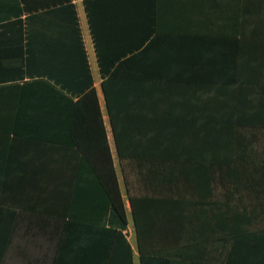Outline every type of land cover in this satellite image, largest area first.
Returning <instances> with one entry per match:
<instances>
[{
	"label": "crops",
	"instance_id": "1",
	"mask_svg": "<svg viewBox=\"0 0 264 264\" xmlns=\"http://www.w3.org/2000/svg\"><path fill=\"white\" fill-rule=\"evenodd\" d=\"M254 7L0 0V264H86L105 201L134 264L195 246L232 264V240L264 234Z\"/></svg>",
	"mask_w": 264,
	"mask_h": 264
},
{
	"label": "trees",
	"instance_id": "2",
	"mask_svg": "<svg viewBox=\"0 0 264 264\" xmlns=\"http://www.w3.org/2000/svg\"><path fill=\"white\" fill-rule=\"evenodd\" d=\"M255 2L258 3L257 15L262 16L259 20H263L261 31L264 33V0H249V12L255 13ZM109 73H106L105 76ZM101 211L103 212L102 218L99 217L94 222L96 227H93L95 232L93 237H103V239L101 243L98 242L99 239L95 245L86 250L88 258L86 264H134L132 248L122 234L126 227L124 221L107 201ZM9 214L11 216L9 229L11 230L15 224L16 213L9 210ZM204 247L195 246L142 254L138 258V264H176L179 261L182 263L177 264H195V260L205 255V249H202ZM226 256L231 257L232 264H264V234L232 240L231 248L227 249Z\"/></svg>",
	"mask_w": 264,
	"mask_h": 264
}]
</instances>
